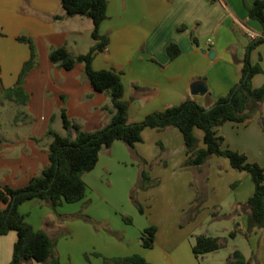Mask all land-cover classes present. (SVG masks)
Masks as SVG:
<instances>
[{
	"label": "crops",
	"instance_id": "0c3cea01",
	"mask_svg": "<svg viewBox=\"0 0 264 264\" xmlns=\"http://www.w3.org/2000/svg\"><path fill=\"white\" fill-rule=\"evenodd\" d=\"M54 15L62 18L56 19ZM85 18L69 16L61 0H0V85L4 88L15 85L24 63L30 58V46L19 40V36L31 37L38 54L41 46L51 51L53 47L65 45L73 54L89 50L95 40L92 37L93 41L87 44L84 28L89 29L90 23ZM92 26L94 29V22ZM93 29L90 28L91 36ZM100 30L109 34L110 42L106 51L95 55L93 66L96 69L113 68L122 73L125 98L130 102L129 121L134 122L150 112L180 104L188 97L209 106L229 93L241 77V60L251 35L260 36L263 25L250 18L245 0H108L107 18ZM47 40L49 42L45 44ZM171 41L181 48V54L174 59L166 50ZM252 61L259 62L263 68L252 79L253 86L259 87L264 84V42L253 50ZM203 79L208 85L207 92L192 93V84ZM259 115L257 112L244 123L226 121L217 126V130L224 136L225 146L246 153L250 160L264 166V130L259 123ZM195 134L199 145L203 146V130L195 128ZM136 150L148 161L146 165L151 177L159 179L158 185L146 188L143 193L163 194L170 200L169 215L172 211L177 217L171 220L168 216L157 226L153 247L143 244L142 232L148 226L134 237L108 233V201L100 195L92 196L90 190L101 188L100 182L108 172L112 173V158H118L117 163L124 162L125 166L129 163L135 165V160L129 156H132L130 149L117 140L110 148L101 150L95 168L84 174L89 187L83 199L63 201L57 211L37 197L19 206L20 212L35 229H44L55 239V251L63 264H79L72 250L76 240H83L85 252L93 249L101 254L96 260L86 259L81 264H103V256L134 253L143 255L151 264H199L200 259L207 260L209 264H227L229 255L237 247L251 259V264H264V228L256 229L249 236L239 234L228 242L235 241L237 247L226 246L197 258L193 252L196 236L212 234L198 227L204 210L186 226L179 224L182 213L196 196V188L203 184L208 188L205 208L218 206L226 214L235 208L241 210L255 188L247 171L237 170L227 157L218 155H212L201 167L184 165L187 147L182 132L174 126L162 130L144 129L143 140L136 143ZM25 152L30 154L31 150ZM46 153L41 166L33 171L19 157L17 168L12 164L2 170L0 182L13 187L26 185L31 177L48 165L49 151ZM121 155L127 156L128 160L120 158ZM135 175V178L134 174L128 177L133 181L130 189L137 185L141 167H137ZM22 178L28 181L24 185L20 184ZM80 213L91 216L99 226L77 217ZM235 222L245 230L247 214L241 210L240 214L228 219L224 232L212 235L229 234ZM17 238L15 230L0 236V264H10ZM23 264L45 263L34 260Z\"/></svg>",
	"mask_w": 264,
	"mask_h": 264
},
{
	"label": "trees",
	"instance_id": "16d2710c",
	"mask_svg": "<svg viewBox=\"0 0 264 264\" xmlns=\"http://www.w3.org/2000/svg\"><path fill=\"white\" fill-rule=\"evenodd\" d=\"M61 3L69 16L80 15L93 20L92 37L95 42L88 51L79 54L71 53L65 45L56 46L51 49L49 57L52 62L67 70L75 68L78 63H84L85 74L93 88L98 92H107L111 99V105L105 106L110 113V120L101 128L84 130L79 122L69 117L67 109L63 107V125L67 134L63 135L52 127L48 129V134L52 137L48 165L24 186L13 187L0 182V236L12 230L18 234L10 264L30 263L34 260L45 264H63L55 251V239L46 230L35 229L20 212L19 206L26 200L37 197L47 201L57 211L63 201L77 202L83 199L89 187L84 174L95 168L101 150L104 147L110 148L115 141L124 142L141 163V177L136 188L146 189L158 185L159 179L152 178L145 167L148 161L136 150V143L143 140V130L148 127L162 130L174 126L182 132L188 155L184 163L186 166L201 167L212 155H218L227 157L237 170L247 171L255 188L241 207L242 212L247 214L246 229L243 230L240 223L235 222L229 236L235 238L240 232L249 236L256 229L264 228V166L250 160L246 153L225 146V138L217 130V126L226 121L247 122L257 112H260L259 123L264 130V84L255 87L252 83L253 77L263 71L259 62L252 61V52L264 42V0H245L250 18L263 25V32L249 40L241 60V77L229 93L209 106L188 97L180 104L150 112L143 119L134 122L129 121L130 102L125 98L122 73L113 68L96 69L93 66L95 55L106 51L110 42L109 34L100 30L102 22L107 18L108 0H61ZM54 18L60 19L62 16L54 15ZM18 39L29 44L30 58L24 63L15 85L3 88V91L7 97L26 104L31 94L25 87V80L37 63L38 51L31 37L19 36ZM166 50L171 59L181 54V48L175 41H171ZM62 98L65 99V96L62 95ZM195 128L204 132L203 146L199 145ZM207 197L206 184L196 188V196L191 207L184 212L181 226L195 219ZM132 198L138 203L139 210L144 212V207L136 198ZM241 210L235 208L230 214L215 215L232 217L240 214ZM77 217L92 221L88 214L80 213ZM157 231L156 225L144 228L142 239L145 247L154 246ZM225 243L224 238L201 233L196 236L193 252L199 258L205 253L219 250ZM94 254L101 255L98 252ZM103 257V264H151L139 253ZM227 264H251V259L236 248L229 255Z\"/></svg>",
	"mask_w": 264,
	"mask_h": 264
},
{
	"label": "rangeland",
	"instance_id": "374dc122",
	"mask_svg": "<svg viewBox=\"0 0 264 264\" xmlns=\"http://www.w3.org/2000/svg\"><path fill=\"white\" fill-rule=\"evenodd\" d=\"M85 19H88L87 21L90 23L89 29L84 28L88 44L93 41L90 35V28L93 29V26L91 27L93 21L87 17ZM48 42L49 40L45 41V44ZM39 48L37 63L26 77V87L31 94L30 100L26 104L7 97L3 91L4 86L0 85V174L7 165L15 164L17 168L19 157L24 160L25 166L30 167L31 171L37 170L41 166L47 157L46 152L49 151L47 143L52 139L48 134V129L52 127L63 135L67 134L63 125V107L67 109L69 117L79 122L84 130L101 128L110 120V113L105 109V106L111 105V99L107 92H95L85 74L84 63H78L74 69L67 70L51 61L50 51L47 47L41 46ZM62 95H65V99L62 98ZM44 148L46 150H43ZM27 149L31 150L30 154L25 152ZM121 156L120 158L127 159V156ZM129 156L135 160L134 166L132 163H129L128 166H125L124 162L119 164L117 163L118 158H112V173L108 172L104 181L100 182L101 188L95 187L90 192L93 193L92 196L100 195L108 201V233H124L134 237L145 226H159L167 220L168 216L171 217V220L177 216L172 211L169 215L167 208L170 200L163 194L162 196L153 195L154 192L145 194L143 193L145 189H137V185L130 189L133 181L129 179L133 174L135 178V170L137 167H141V163L133 155V157ZM147 165L145 167L149 170ZM26 182L28 181L22 178L20 184L24 185ZM132 196L144 207V212L139 210L138 203L133 200ZM204 204L194 220L204 210L201 213L198 227L209 230L212 234H221L227 229V222L230 217H216L215 214L226 213L222 212L218 206L212 209L211 207L205 208ZM116 212H119L118 215ZM184 212L179 218L180 222ZM91 223L99 226L98 221L94 219ZM239 234L244 235L243 232L237 235ZM219 237L226 240L222 248L238 246L233 240L228 243L231 239H235L230 237L228 233ZM84 247L83 240H76L72 244L73 257L79 264L86 259L94 261L97 257L94 254L95 250L87 249L91 251L85 252ZM199 264L209 263L207 260L200 259Z\"/></svg>",
	"mask_w": 264,
	"mask_h": 264
},
{
	"label": "water",
	"instance_id": "95a60500",
	"mask_svg": "<svg viewBox=\"0 0 264 264\" xmlns=\"http://www.w3.org/2000/svg\"><path fill=\"white\" fill-rule=\"evenodd\" d=\"M192 93L194 94H204L208 90V85L206 80H199L192 84L191 86Z\"/></svg>",
	"mask_w": 264,
	"mask_h": 264
},
{
	"label": "built area",
	"instance_id": "2783aa9c",
	"mask_svg": "<svg viewBox=\"0 0 264 264\" xmlns=\"http://www.w3.org/2000/svg\"><path fill=\"white\" fill-rule=\"evenodd\" d=\"M252 36V38H255L256 36L255 35H251ZM209 42H212L211 40H209Z\"/></svg>",
	"mask_w": 264,
	"mask_h": 264
}]
</instances>
